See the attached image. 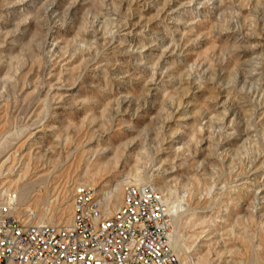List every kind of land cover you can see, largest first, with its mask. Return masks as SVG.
<instances>
[{"label":"rangeland","instance_id":"rangeland-1","mask_svg":"<svg viewBox=\"0 0 264 264\" xmlns=\"http://www.w3.org/2000/svg\"><path fill=\"white\" fill-rule=\"evenodd\" d=\"M135 175L182 264H264V0H0V200L68 224Z\"/></svg>","mask_w":264,"mask_h":264},{"label":"built area","instance_id":"built-area-1","mask_svg":"<svg viewBox=\"0 0 264 264\" xmlns=\"http://www.w3.org/2000/svg\"><path fill=\"white\" fill-rule=\"evenodd\" d=\"M73 196L70 223L37 224L16 214L18 197L9 191L0 200V264H182L168 203L153 184L127 185L108 216L93 186L80 185Z\"/></svg>","mask_w":264,"mask_h":264},{"label":"bare ground","instance_id":"bare-ground-1","mask_svg":"<svg viewBox=\"0 0 264 264\" xmlns=\"http://www.w3.org/2000/svg\"><path fill=\"white\" fill-rule=\"evenodd\" d=\"M134 179H135V182L138 185L147 184V183H144V179L140 175H135ZM139 183H142V184H139ZM153 185H154L155 195H157L158 197H165V195L162 192V191H164V187L163 186L157 187L155 184H153ZM24 190L26 192V189H24ZM119 191H120V185L118 183L117 184H113L111 186V188L109 190V197H108L109 198V202H113L116 197H119ZM126 193H127V186H125V188H124V196H123V198L126 197ZM95 200H96V197H95ZM117 200L119 201V198ZM165 201L168 202L166 197H165ZM115 202H116V200H115ZM114 204L116 205V207H118L119 202L118 203H114ZM168 206H169V212H170L174 208V206L173 205L170 206V203H168ZM171 244H172V246L175 249H177L179 247V240L177 238H175V236L173 234H171Z\"/></svg>","mask_w":264,"mask_h":264}]
</instances>
